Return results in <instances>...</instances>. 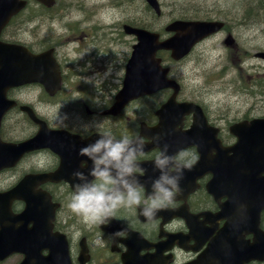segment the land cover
I'll return each instance as SVG.
<instances>
[{"label": "rangeland", "instance_id": "374dc122", "mask_svg": "<svg viewBox=\"0 0 264 264\" xmlns=\"http://www.w3.org/2000/svg\"><path fill=\"white\" fill-rule=\"evenodd\" d=\"M56 1L55 8L42 9L35 0H30L32 3L27 11L4 34L6 39L29 44L60 45L61 58L70 61L67 89L74 94H70L67 101H61V98L50 100L37 86L16 90L14 94L21 102L34 105L52 126L79 128L84 118L97 115L96 106L102 104L103 99L110 104L122 86L124 74L121 66L124 60L127 61L134 42L123 33L124 24L164 31L175 19L211 20L216 16V19L223 20L225 13L230 14L226 19L228 29L239 47H224L226 35L208 39L188 59L173 64L175 76L181 77L185 98L200 103L218 124H229L250 115H264V62L250 58V53L264 50V13L258 12V9L264 11V2L160 0L163 16L157 17L145 0ZM241 3L250 4V7ZM258 4L261 7L258 8ZM253 7L257 9L253 10L254 13L251 11ZM84 11L89 13L88 24L83 29L84 15L87 16ZM35 13L42 15L27 21ZM246 85L250 88L247 89ZM98 87L100 91L96 92L94 89ZM95 93L99 96L95 97ZM161 103L159 98L143 100L136 108L142 110L146 104L149 107L145 111L150 112ZM141 118L154 121L147 114ZM5 131L7 138L25 139L37 129L27 116L19 113L7 120ZM26 165L33 167L29 162ZM11 180L9 178L8 182ZM59 197L65 202L62 210L66 209L64 214L67 215L71 196L64 193ZM80 224L84 226L85 223Z\"/></svg>", "mask_w": 264, "mask_h": 264}, {"label": "flooded vegetation", "instance_id": "af4514ba", "mask_svg": "<svg viewBox=\"0 0 264 264\" xmlns=\"http://www.w3.org/2000/svg\"><path fill=\"white\" fill-rule=\"evenodd\" d=\"M21 110L19 109V112ZM25 116L27 115L25 114ZM153 118L155 120L157 117L154 115ZM6 120L1 130L3 139L7 134L5 131ZM82 121L83 125H80L79 129L70 125L63 126L69 131L72 141L78 143L75 144L77 147L74 145L75 149L71 151L73 159L69 169L71 173L80 172L81 168L87 167L86 156L79 154L84 145L81 143L100 133L103 127L105 130L101 132L112 131L111 133L117 138L122 135L129 136L128 131L119 129L121 123L119 118L94 115L86 117ZM30 122L32 121L30 120ZM149 125H154V123L149 122ZM82 133H86V135ZM222 137L225 146L233 145L237 141L236 136L232 134H223ZM155 149L158 148L151 149V152L149 151L148 154L142 156L140 161L154 160L159 151ZM182 151L186 154L185 159L187 160L196 157L197 162L200 159V152L197 147ZM29 156L34 158L33 162L44 159L51 163H49V167L44 165V168L36 169L37 171L29 170L27 174L54 171L58 169V165L61 163V158L51 151H35ZM23 162L24 160L21 163ZM26 172L25 170L22 171V173ZM12 173L13 171L8 169L0 173V190L5 189L3 186L4 176L6 179ZM138 175H143V172L140 170ZM194 175L201 177L197 181L196 190L188 194L181 191L172 204L165 210L158 212L151 221L141 215L140 207L148 202V194L144 190L141 206L119 209L108 224H84L83 226L80 224V217L71 210L65 215L67 210L61 209L57 212L53 231L66 235L73 264H145V259L147 264H223L209 260V255L202 258V254L209 249L211 243H215L221 249H227V254H234L235 250L244 249L242 243L255 239L256 231L251 230V226L253 227L257 211L256 206H252L253 215H251L244 212V206L239 204H234L231 208H225L226 211H223L222 204L229 202L230 197L218 196V192L224 190L222 192L225 194L236 189L239 193H244L246 191L244 185H249V183L237 179L226 183V189L224 188L225 183H215L212 186V193H209L207 186L213 181L214 175L199 174V172H195ZM40 187L53 194L54 198L63 193L72 196L74 192L73 187L64 182L60 184L47 183ZM227 210L230 212L228 213ZM176 211L190 214L183 218L175 215ZM259 220V227L264 230V210L261 211ZM202 227L209 228L204 235L201 233ZM118 232L122 234L115 235ZM135 233H139L146 240L147 245L144 247L141 240L137 241L138 250L134 252L135 244H128V242ZM227 236L231 237L228 238ZM83 243L88 247V255L83 253L85 249ZM158 249H162L163 252L157 254ZM44 254L47 255L48 252ZM162 255V259L159 260L158 258ZM24 259L25 255L14 254L0 264H21ZM231 264H264V261L247 262L238 258Z\"/></svg>", "mask_w": 264, "mask_h": 264}, {"label": "water", "instance_id": "95a60500", "mask_svg": "<svg viewBox=\"0 0 264 264\" xmlns=\"http://www.w3.org/2000/svg\"><path fill=\"white\" fill-rule=\"evenodd\" d=\"M40 1L48 5L53 3V0ZM149 1L156 8L158 7L156 0ZM25 5L26 2L24 0H0V35L11 18L18 14ZM168 29L178 32L185 31V33H181L180 36H175L161 44L157 35L146 33L145 31H137L140 43L137 45L130 62L129 79L125 82L124 90L119 95L120 102L122 100L127 103L141 94L154 92L167 84L164 74L159 70L160 60L156 58V53L159 49L173 50L174 57L184 56L190 51L196 41L218 30V25L198 22H175ZM50 54L51 52L33 55L28 49L23 47L0 42V127L5 112L12 105L7 99L9 89L32 82H41L50 93H53L58 88L60 76ZM261 55L264 57V54ZM118 108H120L119 105ZM117 110H112V112L116 113ZM253 125V128L257 130L264 127V121L253 122ZM173 133L174 131L168 132L163 136L159 135L160 143H168L169 141L172 142V140L182 141L183 137L179 135L173 136ZM199 133H201V130L194 132V134ZM59 134L51 133L45 137L51 140L58 138ZM95 140H88L83 147ZM241 141H244V138H241ZM41 143L40 139L37 138L21 145H8L0 140V169L14 166L25 152L30 151ZM196 143L199 142L196 141ZM67 145L69 148L66 153L69 151V155L72 158L71 150L75 148L70 144ZM75 146L77 147V145ZM36 183L37 181L33 184L35 185ZM25 184L27 183H22L21 187H17L6 195L0 194V244L5 247V249L0 248V258L13 251L26 250L27 254L32 255V257L29 256L28 260L33 264L34 257L38 252L45 248H50V246L55 247V245L64 243L61 240L58 241L50 233L53 206L50 203L49 196L42 191H35L33 185L31 189ZM16 199L23 200L27 204L25 211L19 215L12 213V201ZM259 210L260 206L257 207V212ZM37 248L40 249L38 250ZM261 253L264 255V242L262 243V241L259 246L255 244L253 249L250 250L252 256H258ZM54 259H56L55 256L51 258V261H54ZM61 261L59 259V264ZM25 264H28V261Z\"/></svg>", "mask_w": 264, "mask_h": 264}, {"label": "clouds", "instance_id": "9594fccd", "mask_svg": "<svg viewBox=\"0 0 264 264\" xmlns=\"http://www.w3.org/2000/svg\"><path fill=\"white\" fill-rule=\"evenodd\" d=\"M98 137L80 149L79 154L87 156L92 166L87 174L73 173L78 182L68 204L71 212L88 225L108 224L119 209L141 206L144 192L138 177L145 148L143 138H117L111 132H101ZM154 139L160 143L159 135ZM185 155L179 150L170 153L169 145L164 144L155 156L153 167L160 174L151 180L148 202L141 208V215L147 220H153L181 193L184 173L191 170L197 159L187 160Z\"/></svg>", "mask_w": 264, "mask_h": 264}, {"label": "bare ground", "instance_id": "6f19581e", "mask_svg": "<svg viewBox=\"0 0 264 264\" xmlns=\"http://www.w3.org/2000/svg\"><path fill=\"white\" fill-rule=\"evenodd\" d=\"M261 1H264V0H253L254 3L261 2ZM251 4H252V2H251ZM241 5H246L245 7H247V8L250 7V4L247 5V4L241 3ZM229 15L230 14H227V13L223 14V21L224 22H227L228 21V20L226 21V19L229 18L228 17Z\"/></svg>", "mask_w": 264, "mask_h": 264}, {"label": "trees", "instance_id": "16d2710c", "mask_svg": "<svg viewBox=\"0 0 264 264\" xmlns=\"http://www.w3.org/2000/svg\"><path fill=\"white\" fill-rule=\"evenodd\" d=\"M257 7H258V6H257ZM253 8H254V9H253ZM253 8L251 9L252 13H254L253 10H257L255 7H253ZM258 8H259V7H258ZM259 11H260V10L258 9V12H259ZM249 12H250V11H249ZM249 12H248L247 14L251 15ZM256 13H257V11H256ZM256 13H255V14H256ZM251 16H253V15H251Z\"/></svg>", "mask_w": 264, "mask_h": 264}]
</instances>
